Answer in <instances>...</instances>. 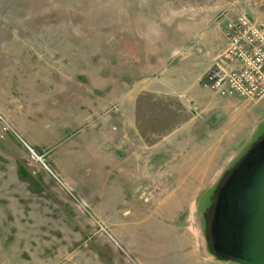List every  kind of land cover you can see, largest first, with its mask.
<instances>
[{
    "label": "rangeland",
    "instance_id": "1",
    "mask_svg": "<svg viewBox=\"0 0 264 264\" xmlns=\"http://www.w3.org/2000/svg\"><path fill=\"white\" fill-rule=\"evenodd\" d=\"M239 13L264 27V0H0V264L213 263L215 195L264 98L228 97L258 117L232 164L202 163L227 169L209 187L186 193L162 146L218 98L198 79Z\"/></svg>",
    "mask_w": 264,
    "mask_h": 264
},
{
    "label": "crops",
    "instance_id": "2",
    "mask_svg": "<svg viewBox=\"0 0 264 264\" xmlns=\"http://www.w3.org/2000/svg\"><path fill=\"white\" fill-rule=\"evenodd\" d=\"M259 20L264 22V16ZM201 76L202 74L198 79L199 86L201 85ZM180 83H182L183 88L186 86L188 90L195 87V83H191L189 80L180 81ZM204 100L195 99L193 101L202 112L200 119H198L199 127H191L192 123H189L190 121L185 122L182 125L183 127L181 126L183 128L181 135L177 136L176 139H172V143H169L168 146H162V150L165 152L164 155L167 156L166 161L162 162V165H165V172L169 173L168 177L181 179L179 183L186 189V193H191L192 189L201 188L202 186L209 187L218 182L217 180L220 179L222 172L227 170L226 167L220 169V172H218V167L207 169L203 175L202 163L217 164L218 162L213 158L218 156L230 157L227 162H223L224 160L221 159V164L233 162L240 155L239 150L248 140V134L252 129H255L251 128V125L256 123L258 117L257 107L252 105L251 101L220 97L214 100L206 97ZM260 103L264 110V101ZM133 106L136 108L137 104L134 103ZM136 115L137 112L135 113L137 121ZM261 115L263 116V113ZM116 119L119 122L122 120L121 116ZM161 158L164 160V156ZM210 170L216 171L213 177L209 173ZM165 176H161L159 179ZM210 181L212 184H209ZM186 193L184 196H188ZM210 262L213 263L208 264H229L214 259Z\"/></svg>",
    "mask_w": 264,
    "mask_h": 264
},
{
    "label": "water",
    "instance_id": "3",
    "mask_svg": "<svg viewBox=\"0 0 264 264\" xmlns=\"http://www.w3.org/2000/svg\"><path fill=\"white\" fill-rule=\"evenodd\" d=\"M209 248L216 261L264 264V137L236 162L216 192Z\"/></svg>",
    "mask_w": 264,
    "mask_h": 264
},
{
    "label": "built area",
    "instance_id": "4",
    "mask_svg": "<svg viewBox=\"0 0 264 264\" xmlns=\"http://www.w3.org/2000/svg\"><path fill=\"white\" fill-rule=\"evenodd\" d=\"M224 30L226 47L203 72L201 86L220 98H264V27L239 13Z\"/></svg>",
    "mask_w": 264,
    "mask_h": 264
}]
</instances>
